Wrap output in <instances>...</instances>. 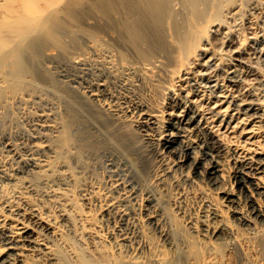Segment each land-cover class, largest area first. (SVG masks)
Segmentation results:
<instances>
[{
    "label": "bare ground",
    "instance_id": "1",
    "mask_svg": "<svg viewBox=\"0 0 264 264\" xmlns=\"http://www.w3.org/2000/svg\"><path fill=\"white\" fill-rule=\"evenodd\" d=\"M243 1L251 10L264 14V4L261 6L257 0L0 3V103L8 97L26 102L30 96L39 103L28 116L26 134L4 139L0 136V183L6 180L21 184L0 206V264L70 263L49 240L61 236L58 229L27 201L32 194L33 176L46 185L56 180L67 185L68 175L51 178L57 173L53 161L59 146L55 141L66 144L61 149L70 154L75 150L78 154V147L103 148L109 166L106 186L98 195L91 190L87 194L98 197L102 211L118 223L112 237L118 252L134 229L129 227L128 203L138 201V188L119 173L112 152L118 144L129 146L134 140L124 128L127 123L120 120L119 110L110 103L116 97L108 91L104 73H97L101 77L86 85V90L74 85L81 84L80 75H75L78 79L69 78L67 68L84 64L83 54L76 52L79 49L101 57L96 65L123 85L128 82L119 72V64L127 55L138 66L129 63L131 66L125 69L165 68L173 75L170 85L176 87L169 93L166 120L163 122L157 110L137 107L140 126L158 131L152 141L159 155L174 156L175 166H189L217 187L220 200L232 207L234 221L252 224L264 219V70L244 61L248 58L256 64L264 63V24L243 15ZM224 21L227 29L223 32ZM219 31L226 53L208 46L209 34ZM235 39L240 40L237 48H233ZM245 40L247 44H243ZM59 106L65 118L56 122L52 111ZM223 158L232 165L230 179L221 169ZM56 189L49 196L68 200L63 198L69 192L67 187ZM147 197L146 215L155 204L153 197ZM240 202L247 206L249 215L237 212ZM212 219L217 224L211 227V233L218 237L228 225L226 216L216 209ZM105 251L114 252L107 244ZM227 256L210 253L188 264H229ZM125 257L112 264H179V258L145 262ZM251 264H264V260Z\"/></svg>",
    "mask_w": 264,
    "mask_h": 264
},
{
    "label": "rangeland",
    "instance_id": "2",
    "mask_svg": "<svg viewBox=\"0 0 264 264\" xmlns=\"http://www.w3.org/2000/svg\"><path fill=\"white\" fill-rule=\"evenodd\" d=\"M257 1L263 6L264 0ZM2 2L3 0H0V3ZM247 4V1H243V15L246 14L245 17H252L260 25H263L264 14L256 13L257 11L251 10ZM224 22L223 32L227 29L226 21ZM244 32L245 30H243V34ZM222 35L223 33L220 31L218 34H209L210 44L208 46H211V50L226 53L227 47L221 44ZM235 35L233 34V37ZM246 42V40L243 41V44H247ZM239 46L240 40L235 39L233 48ZM81 51L83 50L79 49L76 52L79 55L83 54L81 61L84 64L75 68H67L69 69L67 70L69 78L78 79L75 75H80L79 80L83 79L81 84L74 83V85L86 90V85L94 84L97 78L101 77L97 73L106 75L103 78L109 85L108 91L116 97L110 103L119 110V118L122 122L127 123L124 128L134 140L129 146L118 144L117 149L112 151L117 157L116 168L120 174L134 182L133 185L138 188L139 194L137 202L128 203L131 210V225L129 224V227L134 229L130 234V239L124 241L123 250L120 248L118 252L115 240L112 238L118 223L102 211V203L99 202L98 197L87 194L91 190L98 195L106 186L109 166L103 148L100 146L95 148L78 147V154H76V150L75 153L70 154L64 152V148L61 149V146L66 144L55 141V144L59 146H57V154L53 161L57 173L51 178L59 179V177L68 175L67 185L65 186L62 180H56L54 183L46 185L44 181L43 183L39 178L33 176L34 184L30 191L32 194L28 196L27 201L30 205L38 208L41 215L46 217L44 220L51 222L58 229L61 236L50 237L49 240L56 247L57 253L66 258L63 260L67 263L70 261L68 264H82L84 261L88 264H112L113 260L125 255V258L139 259L145 262L148 259L151 260L150 262H154L163 258L174 260L179 258V264H188L190 261H201L210 253H215L218 256L228 255L229 264H251V261L264 260V219L253 220L252 224H240L234 221L231 216L232 207H226V202L220 200L217 187L211 185L205 176L194 172L189 166H175L174 156L159 155L156 145L152 141L158 131L140 126L139 111L135 110L137 107L157 110L163 122L166 120L165 110L169 101V93L176 87L170 85L173 75L169 74L165 68H155L153 71H144L141 68L133 67L129 70L125 69V67L131 66L129 63L138 66L133 58L127 55L125 60L119 64V72L126 77L128 82L123 85L114 82L112 77H109L105 71L100 69L99 65H96L101 57H97L94 53L84 54ZM244 61L251 66L258 65L259 68L262 66L261 68L264 70L262 62L256 64L255 60L249 61L248 58ZM97 68L99 69L97 70ZM65 84L63 83L62 86ZM34 99L30 96L25 102V100L17 101L15 97H8V100L3 102V106L0 103L1 137L9 138L10 135L11 138H14L28 132V116L36 110V107H39V103ZM54 101L59 103L55 99ZM106 101L109 102V99ZM128 108L131 109V112L127 110ZM52 118L56 122H61L65 118L63 107L55 108L52 111ZM71 133L73 137L76 136L75 128ZM59 169L63 171H59ZM221 169L230 179L232 165L225 158L221 159ZM59 174L61 175L59 176ZM20 185V183L6 180L0 183V206L14 192L13 188ZM50 186L52 187L50 188ZM64 187H67V191H69L65 194L66 197H63L68 199L65 202L56 196H49V193L53 194L55 188L62 191ZM18 190L23 191L20 190V187ZM148 195L155 199V204L151 207L152 209H149L153 215L147 214L150 216L146 215L148 212L145 210ZM237 205L235 208L237 212L245 216L249 215L248 208L244 203L240 202ZM216 209L224 212L228 224L222 235L220 234L218 237L211 233L212 226L217 224L212 219V212ZM106 244L113 248V254L105 251Z\"/></svg>",
    "mask_w": 264,
    "mask_h": 264
}]
</instances>
